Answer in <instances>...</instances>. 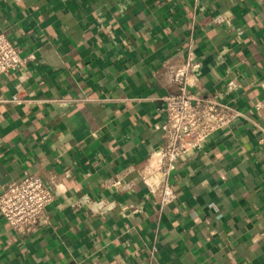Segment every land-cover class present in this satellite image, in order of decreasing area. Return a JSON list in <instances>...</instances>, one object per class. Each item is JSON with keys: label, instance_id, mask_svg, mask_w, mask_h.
<instances>
[{"label": "crops", "instance_id": "0c3cea01", "mask_svg": "<svg viewBox=\"0 0 264 264\" xmlns=\"http://www.w3.org/2000/svg\"><path fill=\"white\" fill-rule=\"evenodd\" d=\"M0 31L30 55L0 74V193L35 172L57 189L24 238L0 214V264H264V0H0ZM189 51L237 113L178 157L162 203L142 171Z\"/></svg>", "mask_w": 264, "mask_h": 264}, {"label": "built area", "instance_id": "2783aa9c", "mask_svg": "<svg viewBox=\"0 0 264 264\" xmlns=\"http://www.w3.org/2000/svg\"><path fill=\"white\" fill-rule=\"evenodd\" d=\"M216 18L218 22L224 20L223 14H218ZM21 52L19 43L0 31V74L20 68L30 57L23 56ZM200 69V61L193 51H189L185 61L170 65L165 71L168 80L176 83L179 90L160 98L163 140L151 156L149 168L142 171V177L149 187L161 190L162 203L174 198L166 176L175 167L178 157L211 133L229 125L237 113L219 98L218 93L203 92ZM237 85V80L231 77L226 83L225 92H231ZM10 100L18 104L24 102L17 93H13ZM51 180L50 183L46 182L35 172L10 182L0 193V214L20 238L45 224L46 209L53 203L57 191L54 178ZM83 203L91 213L112 207V203L87 196L74 201L71 206L79 208Z\"/></svg>", "mask_w": 264, "mask_h": 264}]
</instances>
